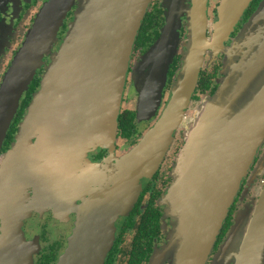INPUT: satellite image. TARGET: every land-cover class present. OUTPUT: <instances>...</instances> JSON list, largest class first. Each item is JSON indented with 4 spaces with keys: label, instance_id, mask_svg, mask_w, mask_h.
<instances>
[{
    "label": "water",
    "instance_id": "obj_1",
    "mask_svg": "<svg viewBox=\"0 0 264 264\" xmlns=\"http://www.w3.org/2000/svg\"><path fill=\"white\" fill-rule=\"evenodd\" d=\"M186 1L167 0V22L153 46L158 63L141 90L139 117L154 116L162 101L174 57L167 62L161 57L166 51L174 56L185 17L189 53L174 96L155 126L122 159L126 166L110 210L97 202L90 219H84L73 235L60 264H104L127 200L138 191L141 179L162 162L175 131L184 123L209 50L216 57L225 54L223 78L188 129L165 200L173 218L171 241L163 251L155 252L154 264L166 257L177 264H205L264 142V0L230 45L227 42L253 0H221L216 22L209 21V0ZM151 2L46 1L0 90V151L24 93L55 48L40 88L20 123L15 151L33 149L32 139L36 137L35 148L43 151L42 157L47 160L51 127L62 126L69 118L86 119L87 125H96V142H103V135L115 138L133 48ZM75 6L61 40L60 31ZM218 257L216 264H264V187L255 205L238 216Z\"/></svg>",
    "mask_w": 264,
    "mask_h": 264
},
{
    "label": "flooded vegetation",
    "instance_id": "obj_2",
    "mask_svg": "<svg viewBox=\"0 0 264 264\" xmlns=\"http://www.w3.org/2000/svg\"><path fill=\"white\" fill-rule=\"evenodd\" d=\"M48 0H0V90L14 60L21 51L38 13ZM188 1V2H187ZM189 4L191 1L187 0ZM263 0H253L236 30L227 42L232 44L244 25L257 12ZM221 0H209V21L219 19ZM167 0H152L139 30L130 62L121 113L133 122L132 132H121L120 116L116 137L103 135V142L95 141L96 125L86 119L69 118L62 126H52L51 147L43 159V151H15V142L33 94L40 88L42 76L55 49L24 93L0 151V264H60L71 247V239L83 220L103 202L110 210L114 191L125 169L122 159L129 155L139 141L155 126L174 96V88L182 79L188 57L187 18H183L181 40L175 54L166 51L163 59L171 61L162 101L151 118H140L141 90L158 63L153 49L167 22ZM69 13L60 31V39L68 30L74 11ZM209 36L213 32L209 30ZM209 50L204 57L198 85L185 111V121L193 126L191 117L201 109L203 100L213 96L223 78L221 70L226 58ZM162 81V79H160ZM164 81V75H163ZM37 83V85H35ZM35 86V87H34ZM34 87V88H33ZM129 89V92H128ZM132 101L134 108H127ZM155 111V110H154ZM128 122V123H129ZM130 124V123H129ZM130 126V127H131ZM188 128L184 125L174 133L173 141L162 162L141 179V186L129 198L116 221V238L104 264H154V254L170 243L173 229L166 196L175 178L179 157L186 145ZM264 187V142L261 144L229 212L210 248L205 264H216L230 236L238 216L248 206H254ZM251 212L250 216H252ZM90 219V218H88ZM158 264H177L166 257Z\"/></svg>",
    "mask_w": 264,
    "mask_h": 264
},
{
    "label": "trees",
    "instance_id": "obj_3",
    "mask_svg": "<svg viewBox=\"0 0 264 264\" xmlns=\"http://www.w3.org/2000/svg\"><path fill=\"white\" fill-rule=\"evenodd\" d=\"M35 85H37V83H35ZM128 122H129V120H127V118L125 116V112L122 113V115H120V129H121V132H124L127 135H129L132 132L131 124L133 123V122L130 121L129 122L130 124H129Z\"/></svg>",
    "mask_w": 264,
    "mask_h": 264
},
{
    "label": "rangeland",
    "instance_id": "obj_4",
    "mask_svg": "<svg viewBox=\"0 0 264 264\" xmlns=\"http://www.w3.org/2000/svg\"><path fill=\"white\" fill-rule=\"evenodd\" d=\"M39 69H40V68H39ZM128 92H129V89H128ZM204 102H205V100H203V102H202L201 109L203 108V103H204ZM126 107H127V108H134V105H133L132 101H130L129 98H128V101L126 102ZM201 109L197 110V112L201 111ZM197 112H196V113H197ZM196 113H195V114H196ZM194 116H195V115H194ZM191 118H192V119H191V122H193V125H194V122H195L194 117H191ZM183 125H184L186 128H188V129L191 128V127L188 126V123H187L185 120H184V123L182 124V126H183ZM182 126H181V127H182ZM251 210H252V208H251ZM251 210H250V212H249L250 214H251ZM238 243H239V242H238ZM235 251H237L236 248H235Z\"/></svg>",
    "mask_w": 264,
    "mask_h": 264
}]
</instances>
